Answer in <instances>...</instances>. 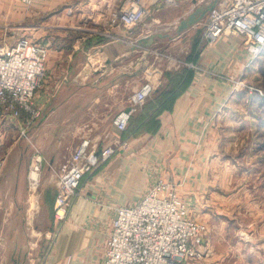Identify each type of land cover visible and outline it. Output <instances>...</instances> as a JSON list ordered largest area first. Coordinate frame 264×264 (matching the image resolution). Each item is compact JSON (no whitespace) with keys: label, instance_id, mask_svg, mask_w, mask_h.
<instances>
[{"label":"crops","instance_id":"crops-1","mask_svg":"<svg viewBox=\"0 0 264 264\" xmlns=\"http://www.w3.org/2000/svg\"><path fill=\"white\" fill-rule=\"evenodd\" d=\"M22 1L35 7L32 13L42 15L72 0ZM218 1L177 0L165 6L159 0H80L73 13H60L57 20L53 14L56 23L64 19L55 29L67 32L63 35L69 40L59 36V43L49 51L45 78L35 96L43 117L27 131L37 146L39 138L47 139L41 148L48 165L40 186V207L48 212L40 219L47 229L44 234L28 233L21 220L28 160L24 142L15 134L22 136V120L0 115V159L4 160L0 201L11 225L8 236L0 233V264H12L14 259L19 264H105L114 209L135 203L159 180L180 185L182 200L192 205L195 199L196 209L211 212L215 219L209 223L206 247L211 240H221L223 224L217 220L241 198L243 192L231 193L230 185L236 167H244L233 160L237 143L225 118L234 111L240 93L236 84L242 75L249 85L262 77L246 76L252 60L238 37L223 36L214 45L202 39L207 11ZM135 2L149 11V23L132 29L109 25L113 14ZM12 12V7L4 10L7 15ZM195 13V24L179 30L181 22ZM94 30L106 34L95 38ZM81 33L86 35L73 41ZM151 64L154 72L146 74ZM141 76L152 77L142 80ZM146 82L154 83V90L132 111L133 95ZM127 110L130 118L126 130L120 131L114 119ZM83 140L89 141V152L95 154L119 141H128L129 147L83 175L79 194L59 226L52 216L57 179ZM258 154L264 165V154ZM49 234L53 241L48 249ZM204 250L200 251L204 254Z\"/></svg>","mask_w":264,"mask_h":264},{"label":"built area","instance_id":"built-area-1","mask_svg":"<svg viewBox=\"0 0 264 264\" xmlns=\"http://www.w3.org/2000/svg\"><path fill=\"white\" fill-rule=\"evenodd\" d=\"M177 0H159L161 5L172 6ZM149 16V11L130 4L109 19L112 27L132 29ZM239 38L241 48L250 59L264 51V0H219L206 14L202 39L214 45L223 36ZM46 48V47H45ZM31 43L26 37L0 50V113L22 120L24 129L41 117V111L32 102L40 78L44 74L47 49ZM151 85L136 91L132 101L141 105L151 94ZM260 95H264L259 91ZM130 114L120 113L114 124L125 131ZM24 134V133H23ZM128 141H119L104 147L99 153L89 152V141L83 140L66 160L58 177L54 203V217L64 223L79 192L84 174L104 162L119 150H126ZM38 157V156H36ZM40 159L41 158H35ZM4 160L0 159V174ZM29 171V190L38 185V177ZM105 264H182L193 258V246L203 240L206 227L185 217L186 206L178 188L157 181L151 190L132 204L114 209ZM198 256V255H197Z\"/></svg>","mask_w":264,"mask_h":264},{"label":"rangeland","instance_id":"rangeland-1","mask_svg":"<svg viewBox=\"0 0 264 264\" xmlns=\"http://www.w3.org/2000/svg\"><path fill=\"white\" fill-rule=\"evenodd\" d=\"M79 1L80 0H72L69 2H65L63 3V5L55 7L50 12L48 11L45 14L36 15L35 13L31 12H35V7L29 5L31 4L29 2L22 0H0V10L2 11V13H0V50L6 47L14 46V44H16V41L22 37H26L31 43L40 45L44 48L46 47L45 49H47L44 74L39 80V83L33 95L34 98L32 100L34 105L41 111V117L28 128H23L24 132H22V136L19 133L15 134L16 139L21 138L20 141L22 140L24 142L22 147H24L25 151H27L26 158L28 160V169L26 176V208L23 209L24 213L21 216V220L24 221L28 233L39 231L40 233L44 234L43 231L47 229V225L40 219L42 213L45 214L46 212L48 214L46 209L40 207V186L42 176L47 170L46 167L48 165V156L45 155L41 148L42 146H45L47 144V139L39 138L38 143L40 146H37L31 139L30 135H28L27 131L36 122H39L43 117L41 107L37 105L35 96L39 90V87L41 86V81L45 78L46 63L49 51L54 49V46L59 43V36H61L60 38L68 39V35H65V37L63 35L67 32H59L55 29L57 25L63 24L61 20L64 19L60 18L57 21L58 23H56L54 22L55 17H53V14L56 15V20L58 14L66 12L67 10V13L71 14L76 9L74 5ZM10 7H12L13 12L11 15H7V11L6 13H4V10H8ZM149 21L150 20H145L144 22H146L147 24L149 23ZM162 28L166 27L160 26V29ZM94 31H96L94 33L96 34L95 38L104 36L106 34L102 31ZM171 33L174 34L173 32ZM83 35L86 34L81 33V35H72L74 38L73 41L81 38ZM87 36H90V34H88ZM152 38L154 39V37ZM70 40L72 39L70 38ZM149 72H154L152 64L145 70L146 74H149ZM245 73L247 74L246 76H261V81L254 82L253 80L251 82L252 84L249 85L248 82H243L244 79L242 75L241 81L237 82L236 84V90L240 93L236 97L235 105H233L235 106L233 107L234 111L232 113L229 112L227 114L228 117L225 118L228 119L230 125L232 126V128L227 131L230 132L229 135L232 138L236 139L237 143V146L233 147V153L235 152L233 160L235 161V163L237 162V165H244L245 167L244 168L241 166L242 170L236 167V173L231 179L232 182L230 188L232 191L230 190V192L237 193L239 189L243 193L240 195V199L237 195L238 198L233 201L234 203L230 204L232 206L229 207V210L226 214L222 213L225 216L220 220H217L218 223L221 224V226L223 224V227L221 228L223 237L220 238L221 240L215 239L209 241V247H206V236H208L209 228H211L209 223L211 222L212 225V221L215 218H212L211 212L207 211L206 209H196L195 199H192V205L181 199V201L186 206L185 217L206 227L203 240L200 242V244L198 243L197 245L193 246L194 254L196 256H194L193 258L187 257L186 260L182 262V264H264V173H262L264 165H262V162L259 161L260 156L258 154H264V105H261V99L264 98V95L259 94V91H261V93H264V51H262L257 58L252 59L251 63L247 65ZM151 77L152 76H141L142 80L149 79ZM149 84L151 85V90L153 91L155 87L154 83L146 82L141 88H144ZM80 93H83L82 89H80ZM136 107L137 105L133 106L131 110H136ZM225 115L220 118V122L222 120H225L223 119ZM57 131L53 133V136H55V138L57 136ZM2 136H4L3 133ZM53 136L51 134V138L49 139L50 142H53V140L55 139ZM25 144H27L26 147ZM19 146L20 143H18L17 145L18 149ZM246 152H248V154H246ZM36 156L40 157L41 161L38 172L39 182L36 189L34 190L35 193L33 194L29 190L28 180L29 171L33 170L35 166V158H38ZM175 186L178 188L179 194L180 185ZM222 195L224 196L226 194L222 193ZM204 204V206L210 205V210H212L211 204ZM7 214L8 211L2 209V202L0 201V233L2 235L5 234L6 236H8V233H11V230H9L11 226L9 223L10 217L8 218L7 216L9 215ZM215 214L219 216L218 212H216ZM52 216L57 222L54 217V205ZM3 217L7 219L6 223H4L5 220L3 222ZM17 221L19 222L20 218H18ZM61 224L62 223H59V226H61ZM51 233L53 234V236H55L57 234V230L54 229ZM51 237L52 236L49 234L47 239L48 249L52 245L53 240ZM202 245L204 248H202ZM200 250H204V254ZM210 250L211 252L209 253Z\"/></svg>","mask_w":264,"mask_h":264},{"label":"water","instance_id":"water-1","mask_svg":"<svg viewBox=\"0 0 264 264\" xmlns=\"http://www.w3.org/2000/svg\"><path fill=\"white\" fill-rule=\"evenodd\" d=\"M195 22H196V13L190 15L187 21H182L179 27V30L185 29L188 26L195 24ZM148 42L149 44H151L153 42V38L151 37ZM126 112L129 113V110H127ZM13 264H19V262H17L16 260H13Z\"/></svg>","mask_w":264,"mask_h":264},{"label":"bare ground","instance_id":"bare-ground-1","mask_svg":"<svg viewBox=\"0 0 264 264\" xmlns=\"http://www.w3.org/2000/svg\"><path fill=\"white\" fill-rule=\"evenodd\" d=\"M34 174H33V176H35V178H37L38 177V172H39V168H40V159H36L35 160V163H34Z\"/></svg>","mask_w":264,"mask_h":264},{"label":"trees","instance_id":"trees-1","mask_svg":"<svg viewBox=\"0 0 264 264\" xmlns=\"http://www.w3.org/2000/svg\"><path fill=\"white\" fill-rule=\"evenodd\" d=\"M97 40V39H95ZM261 105H264V98L261 99Z\"/></svg>","mask_w":264,"mask_h":264}]
</instances>
